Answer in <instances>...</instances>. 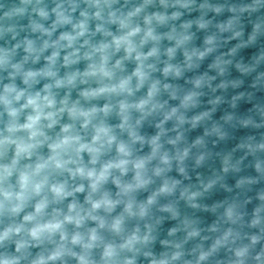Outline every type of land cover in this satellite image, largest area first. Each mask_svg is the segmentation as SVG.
I'll use <instances>...</instances> for the list:
<instances>
[{"label":"clouds","instance_id":"1","mask_svg":"<svg viewBox=\"0 0 264 264\" xmlns=\"http://www.w3.org/2000/svg\"><path fill=\"white\" fill-rule=\"evenodd\" d=\"M0 264H264V0H0Z\"/></svg>","mask_w":264,"mask_h":264}]
</instances>
